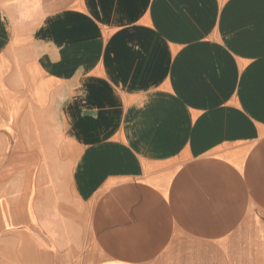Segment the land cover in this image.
<instances>
[{
    "label": "crops",
    "instance_id": "crops-1",
    "mask_svg": "<svg viewBox=\"0 0 264 264\" xmlns=\"http://www.w3.org/2000/svg\"><path fill=\"white\" fill-rule=\"evenodd\" d=\"M53 118L0 264H264V0H0V152Z\"/></svg>",
    "mask_w": 264,
    "mask_h": 264
},
{
    "label": "rangeland",
    "instance_id": "rangeland-1",
    "mask_svg": "<svg viewBox=\"0 0 264 264\" xmlns=\"http://www.w3.org/2000/svg\"><path fill=\"white\" fill-rule=\"evenodd\" d=\"M54 119L52 120L53 127L51 129L43 127V123L37 124L36 145L33 155H28L26 152H23V149H20L21 152L18 155L12 154L11 146L4 145L3 153L0 152V157H2L4 164L10 163L14 165L15 170L17 169L15 179L20 182L25 181L27 183L29 179H34L36 174H42L44 170L52 174V180H56L58 185L61 181H64V189H66V193L71 199L73 192L68 176L74 150L66 130L60 128L58 126L59 123L54 124ZM12 179V176L4 178L7 189H10L7 185L11 184ZM10 190L4 194V199L7 201L25 199L22 191L13 193Z\"/></svg>",
    "mask_w": 264,
    "mask_h": 264
}]
</instances>
